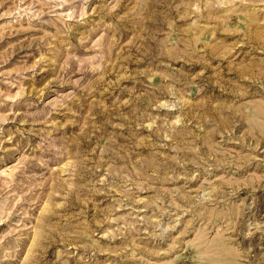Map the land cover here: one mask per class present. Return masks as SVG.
Instances as JSON below:
<instances>
[{"label":"rangeland","instance_id":"374dc122","mask_svg":"<svg viewBox=\"0 0 264 264\" xmlns=\"http://www.w3.org/2000/svg\"><path fill=\"white\" fill-rule=\"evenodd\" d=\"M0 264H264V0H0Z\"/></svg>","mask_w":264,"mask_h":264}]
</instances>
